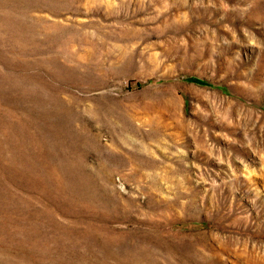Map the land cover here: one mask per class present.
I'll return each mask as SVG.
<instances>
[{
	"label": "rangeland",
	"instance_id": "1",
	"mask_svg": "<svg viewBox=\"0 0 264 264\" xmlns=\"http://www.w3.org/2000/svg\"><path fill=\"white\" fill-rule=\"evenodd\" d=\"M264 264V0H0V264Z\"/></svg>",
	"mask_w": 264,
	"mask_h": 264
},
{
	"label": "bare ground",
	"instance_id": "2",
	"mask_svg": "<svg viewBox=\"0 0 264 264\" xmlns=\"http://www.w3.org/2000/svg\"><path fill=\"white\" fill-rule=\"evenodd\" d=\"M253 257V263L254 264H258L257 260H258V254L256 253L255 255L252 256Z\"/></svg>",
	"mask_w": 264,
	"mask_h": 264
}]
</instances>
